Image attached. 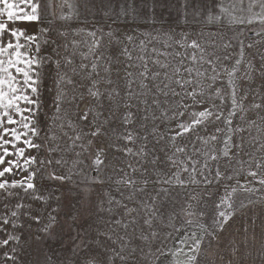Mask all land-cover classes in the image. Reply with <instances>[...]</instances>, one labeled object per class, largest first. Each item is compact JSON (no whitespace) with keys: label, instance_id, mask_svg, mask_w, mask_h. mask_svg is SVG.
<instances>
[{"label":"snow or ice","instance_id":"1","mask_svg":"<svg viewBox=\"0 0 264 264\" xmlns=\"http://www.w3.org/2000/svg\"><path fill=\"white\" fill-rule=\"evenodd\" d=\"M99 3L107 30L83 26L96 0H0V264H33L32 243L36 264H264L255 216L221 240L264 206V0H179L198 30L139 39L120 25L163 0Z\"/></svg>","mask_w":264,"mask_h":264},{"label":"rangeland","instance_id":"2","mask_svg":"<svg viewBox=\"0 0 264 264\" xmlns=\"http://www.w3.org/2000/svg\"><path fill=\"white\" fill-rule=\"evenodd\" d=\"M151 2V0H149ZM165 6L164 7H156L155 12H151L148 8H144L141 12L140 16L137 18V21L135 23H124L121 24L120 27L124 31H132L133 29H136V35L139 38H143L139 36V33L141 32H151L153 35H156L157 31L164 32L168 31L170 29H174L175 32L180 31H194L198 30L201 25L191 23V16L188 18L190 23L185 25L182 23V16L179 11V0H163ZM102 5L99 3V0H96V9H95V16L93 17L91 14L83 13L84 17L87 18L89 23L87 25H83L85 27H97V26H103L105 30H107L108 24L111 23L110 20H107L104 18L101 14L100 8ZM155 20V23L152 21ZM41 26H47L46 22L43 25L40 24H33L31 26L32 31L38 30ZM60 26V22H57L56 27ZM115 26V25H114ZM251 35V33H249ZM178 38V37H177ZM156 47L162 49L161 44H156ZM163 50V49H162ZM168 51H172V49H167ZM180 50V49H177ZM46 84L48 87L44 89V97L46 100H50L52 93L48 91V88L51 87V80L46 81ZM115 157V158H114ZM125 158L120 153H116L113 150H109L108 153V162H110L112 165H121L122 161ZM131 159V158H128ZM107 175L113 174V168L109 167L105 170ZM95 175V173H93ZM198 190V189H197ZM149 192L152 191V186H149L148 189ZM184 189H175L172 191L170 200L174 199V207L177 212H179V209L184 204V200L186 199ZM96 196L95 194L92 197V200L95 201ZM75 202V197L65 189V196L62 202L61 206V212L59 214V225L57 227V232H61V229H63V232L61 233L65 244L68 245V248L71 247L72 241L69 238L71 235H74V233H70L66 220L67 217L71 214L72 211V204ZM251 216L256 217V223L254 226L249 224V232L248 236L249 238L253 234V227L255 230V235L257 238H260L261 232L264 231V206H254L252 209L247 210L245 214L239 215L236 217V219L232 222L229 229L223 234L221 240L222 245L227 249L228 242L233 238V235L239 232L238 235L235 236L236 241L239 243L244 236V233L242 232V227L245 223L248 222V218ZM87 223V221H85ZM177 224H179V220H177ZM36 225L33 224V232L36 229ZM154 227L156 230L160 233V240L163 239L164 233L172 231L170 228H165L160 224H154ZM25 236H28L27 231H25ZM175 234L174 239L167 242V247H172L175 243ZM160 240L156 241V244H159ZM138 243V242H137ZM251 239H249V244L251 245ZM44 247L43 245H38L36 243H32L31 247L28 249V255L22 257L24 260H31L33 264H36L37 261L43 260V255L40 253L39 249ZM68 248H65L61 250L62 255H70V252L68 251ZM3 251H7V249L0 250V254H2ZM225 256L227 258V252H225ZM170 258L168 257H161L159 264H168Z\"/></svg>","mask_w":264,"mask_h":264}]
</instances>
